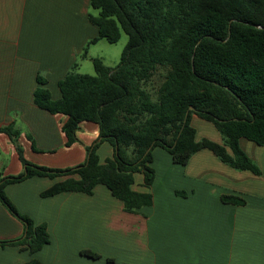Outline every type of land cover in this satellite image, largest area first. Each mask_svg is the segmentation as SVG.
Returning <instances> with one entry per match:
<instances>
[{"label": "crops", "instance_id": "crops-1", "mask_svg": "<svg viewBox=\"0 0 264 264\" xmlns=\"http://www.w3.org/2000/svg\"><path fill=\"white\" fill-rule=\"evenodd\" d=\"M91 15L98 12L90 0H0V39L13 40L0 47V126L15 124L23 157L34 165L80 166L87 148L99 139L98 125L83 122L77 142L67 146L62 131L67 116L51 114L34 102L38 88L59 100L58 83L72 72L94 75V58L111 67L92 55V47L103 39L92 43L99 30L89 21ZM191 125L197 142L223 144L212 123L193 115ZM239 145L261 175L235 170L207 149L187 165H178L165 149L155 147L152 186H144L142 173L134 174L132 185L135 192L151 193L154 202L137 213L126 212L104 185H97L92 195L41 196L69 177L35 176L9 184L5 193L10 201L36 225L45 224L50 241L33 255L20 247L0 246V264H25L33 258L41 264H264V147L244 138ZM113 154L108 142L97 149L100 163ZM23 171L15 144L0 133V174ZM223 196L244 202L225 203ZM23 230L22 222L0 202V241L17 239Z\"/></svg>", "mask_w": 264, "mask_h": 264}, {"label": "trees", "instance_id": "trees-1", "mask_svg": "<svg viewBox=\"0 0 264 264\" xmlns=\"http://www.w3.org/2000/svg\"><path fill=\"white\" fill-rule=\"evenodd\" d=\"M90 6L98 15L89 21L99 30L92 43L103 39L115 44L122 34L128 38L118 65L109 67L94 58V75L72 72L58 83L59 100L38 88L34 102L51 114L67 116L62 127L67 146L77 142L83 122L98 125L100 140L87 148L84 164L51 169L25 160L13 122L0 126L24 166L17 176L0 174V202L24 226L19 238L0 241L1 247H20L33 255L50 241L47 226L21 214L5 193L7 185L35 176L69 177L42 197L92 195L97 185H104L126 212L137 213L154 202L151 193L135 192L132 185L134 174L142 173L144 186H152L155 147L165 149L178 165H187L194 154L207 149L235 170L261 175L239 141L264 147V0H90ZM160 70L163 81L153 100L143 85ZM37 81L44 84L40 77ZM193 115L212 123L223 144L197 142ZM104 142L114 154L100 163L97 149ZM222 200L244 202L234 196ZM82 254L100 257L91 251ZM25 264L41 262L33 258Z\"/></svg>", "mask_w": 264, "mask_h": 264}, {"label": "rangeland", "instance_id": "rangeland-1", "mask_svg": "<svg viewBox=\"0 0 264 264\" xmlns=\"http://www.w3.org/2000/svg\"><path fill=\"white\" fill-rule=\"evenodd\" d=\"M127 40L128 38L125 34H122L121 39L115 44H110L105 40H101L99 43L92 47V55L103 58L106 64L110 65L111 67H115L120 61L121 54L127 45ZM12 43L13 40L0 39V47L10 46L12 45ZM91 68V72H93L92 65ZM162 75L163 71H158L154 75L152 80L145 82L143 85V88L151 94L153 100L157 98L158 90L163 81Z\"/></svg>", "mask_w": 264, "mask_h": 264}, {"label": "water", "instance_id": "water-1", "mask_svg": "<svg viewBox=\"0 0 264 264\" xmlns=\"http://www.w3.org/2000/svg\"><path fill=\"white\" fill-rule=\"evenodd\" d=\"M100 140V139H99ZM142 169H144L143 167H142Z\"/></svg>", "mask_w": 264, "mask_h": 264}]
</instances>
